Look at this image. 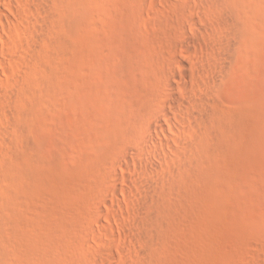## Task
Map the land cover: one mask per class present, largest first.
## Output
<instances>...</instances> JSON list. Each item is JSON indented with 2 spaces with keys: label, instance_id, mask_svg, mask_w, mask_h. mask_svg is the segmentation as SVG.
<instances>
[{
  "label": "rangeland",
  "instance_id": "374dc122",
  "mask_svg": "<svg viewBox=\"0 0 264 264\" xmlns=\"http://www.w3.org/2000/svg\"><path fill=\"white\" fill-rule=\"evenodd\" d=\"M0 103V264H264V0H0Z\"/></svg>",
  "mask_w": 264,
  "mask_h": 264
},
{
  "label": "bare ground",
  "instance_id": "6f19581e",
  "mask_svg": "<svg viewBox=\"0 0 264 264\" xmlns=\"http://www.w3.org/2000/svg\"><path fill=\"white\" fill-rule=\"evenodd\" d=\"M1 16L4 18V19H6V20H9V18L5 15V14H1ZM15 20V19H14ZM9 22H11V23H13V21H11V20H9ZM194 29H195V26H194ZM197 30H198V37H200V35L202 34V32L200 31L201 29H199V28H197ZM202 35H204V34H202ZM206 35V34H205ZM201 47V46H200ZM204 47L205 48H209L210 46L208 45V44H204ZM7 61L10 63H12V61H14V60H12V59H9V58H7ZM183 74L185 75V76H187V68L184 66L183 67ZM171 76L173 77V75L171 74ZM174 76H175V74H174ZM174 78V77H173ZM172 78V80H171V82H170V84L168 85V90L169 91H175V89L176 90H182V92H184V91H186V89H187V87H186V85L182 82H179V81H177V80H175V79H173ZM207 82L209 83L210 81L212 82L213 81V78H209V77H207ZM181 92V93H182ZM187 92V91H186ZM183 94V93H182ZM189 97H191V96H189ZM188 97V98H189ZM191 99V103L192 104H194V105H198L199 107H203V103L201 102V101H198V100H196V99H194V98H190ZM167 102H168V104L170 105V107H166V106H161L160 108H159V116H162L165 120H167L168 121V126L170 127V126H172L171 128H174V129H176L177 130V132H179V130L177 129V125H176V123L178 124V121L175 119L176 118V116H178V115H180V116H182V117H184L185 118V120H187V121H192L191 119H196L195 118V116H194V114L193 113H191L189 110H188V108L181 102V100H179L178 98H177V96L176 95H174V94H171V96L167 99ZM6 102H4V104H5ZM1 104V103H0ZM3 104V103H2ZM204 110V109H203ZM202 112V111H201ZM205 112V111H204ZM204 112H202L203 114H205ZM199 114V113H198ZM181 117V118H182ZM157 118H158V116H157ZM199 119H201V118H199ZM197 120V119H196ZM194 121V120H193ZM156 128L157 129H161V130H163V124H161V123H157V124H150L149 125V129H151V130H153V131H156ZM173 129V130H174ZM181 131V130H180ZM147 146V145H146ZM152 155V157L155 159V161L154 162H151V161H147L146 162V165L144 166V168H141L142 169V171L143 172H145L146 173V175H148V174H150V173H155V172H157L158 171V168H160L159 167V161L161 160V157H160V155L158 154V153H152L151 154ZM125 168L126 169H128L129 168V166L128 165H126L125 166ZM144 173V174H145Z\"/></svg>",
  "mask_w": 264,
  "mask_h": 264
}]
</instances>
